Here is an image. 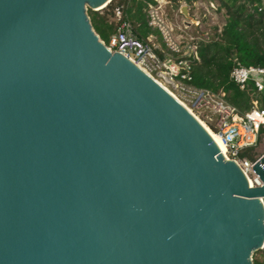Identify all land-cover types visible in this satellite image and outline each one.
<instances>
[{"label":"water","instance_id":"95a60500","mask_svg":"<svg viewBox=\"0 0 264 264\" xmlns=\"http://www.w3.org/2000/svg\"><path fill=\"white\" fill-rule=\"evenodd\" d=\"M111 1L0 0V264H253L264 155L251 186L107 48L88 10Z\"/></svg>","mask_w":264,"mask_h":264},{"label":"built area","instance_id":"2783aa9c","mask_svg":"<svg viewBox=\"0 0 264 264\" xmlns=\"http://www.w3.org/2000/svg\"><path fill=\"white\" fill-rule=\"evenodd\" d=\"M262 10V8H260ZM147 26L158 31L162 44L153 39H142L134 32V24L122 18L117 9V23L113 34L105 45L117 51L151 76L157 83L179 100L201 123L221 137L226 150V160L234 161L248 181L255 178L261 185L253 165L260 157L251 160L247 154L264 139V108L258 98L253 107L241 112L224 99V93H214L193 85V66L199 58L198 39L177 36L161 3H148L144 10ZM230 79L243 90L253 89L254 94L264 93V66H235ZM259 182H258V180Z\"/></svg>","mask_w":264,"mask_h":264},{"label":"trees","instance_id":"16d2710c","mask_svg":"<svg viewBox=\"0 0 264 264\" xmlns=\"http://www.w3.org/2000/svg\"><path fill=\"white\" fill-rule=\"evenodd\" d=\"M188 3L191 0H186ZM218 10H225L227 20L218 39L199 45L200 60L193 66V85L214 93H224V99L241 112L253 107V89L243 90L230 79L231 70L238 65L264 66V8L263 0H217ZM155 0H112L104 9L88 14L93 29L107 43L115 29V11L134 24V32L146 39L148 26L145 8ZM237 55V58H234ZM259 106L264 108V93H259ZM248 155V154H247ZM260 251V250H258ZM256 251V252H258ZM264 255V248L261 249ZM255 252V253H256ZM254 253V254H255ZM253 264L264 260L253 259Z\"/></svg>","mask_w":264,"mask_h":264},{"label":"rangeland","instance_id":"374dc122","mask_svg":"<svg viewBox=\"0 0 264 264\" xmlns=\"http://www.w3.org/2000/svg\"><path fill=\"white\" fill-rule=\"evenodd\" d=\"M163 4L165 3L164 0H160ZM169 1V0H168ZM209 1V0H208ZM206 2L208 7H210V13L207 12L206 9H204L203 7H201V13H200V20H201V26L199 29V32H197V30L194 28L195 25L198 24H194L195 19L192 18L190 20H188L182 13L181 11L178 12V9L181 8V4L183 3V5H187L191 7V17L194 13V6L191 3H186L184 4V1H179V0H170L169 4H166V6H168L167 9L168 13H167V17L170 18L171 21H175V18L178 19V23H181V21L183 20V24H185V21L188 20L190 22L191 25L187 26V28L185 27V31L188 32V34L192 35V37H195L196 39H198L199 45L201 43H206V42H211L212 40H216L218 39V35L220 34L226 20H227V15L225 13V10L221 9L218 10L219 8V4L217 0L213 1V6L210 5L209 2ZM182 2V3H181ZM165 5V4H164ZM166 8V7H165ZM189 8V7H188ZM176 11V15L172 10ZM101 12L105 11V9L100 10ZM199 14V13H198ZM112 21H115V25L117 23V19L112 18ZM182 24V23H181ZM176 29L178 30V32H181V28L178 29L176 27ZM153 31H155L153 29ZM154 42L157 44H162V39L159 36L158 33L154 32ZM252 96L254 98L257 99V97H259V94H252ZM264 155V139L261 138L259 140V143L257 145V147L251 151L250 154H248V157L251 160L256 159L257 157L263 156ZM255 178L256 177H252V180L254 182V186L257 185L255 182ZM256 258L258 260L263 261L264 260V255L262 254V251H258L253 255V259Z\"/></svg>","mask_w":264,"mask_h":264},{"label":"crops","instance_id":"0c3cea01","mask_svg":"<svg viewBox=\"0 0 264 264\" xmlns=\"http://www.w3.org/2000/svg\"><path fill=\"white\" fill-rule=\"evenodd\" d=\"M156 1V3H157V1L159 2V3H161L162 4V6H163V8H164V10H165V12H166V14L168 13V10L167 9H170V8H168V6H166V4H169L170 3V0L168 1V0H164L165 1V5L160 1V0H155ZM179 1H182V0H179ZM184 1V4H186V3H188L186 0H183ZM208 0H191L189 3H191V4H193V6H194V13H193V15H192V18H194L195 19V22H194V24H198V25H195V29L197 30V32L198 33H200L199 32V29H200V26H201V20H200V11H201V7H203L204 9H206L207 10V12H211L210 11V7H208V5H207V2ZM213 1L214 0H209L208 2L210 3V5H214L213 4ZM182 3V2H181ZM181 6H183V3L181 4ZM180 6V7H181ZM166 7V8H165ZM189 8V13L191 14V7L190 6H188ZM261 8H264V0H263V5H262V7ZM172 10V9H171ZM174 13H175V15H176V11L175 10H172ZM179 11H181V8H179L178 9V12ZM199 13V14H198ZM115 18V17H114ZM168 18V20H169V22L171 23V25L173 26V28H174V31H175V34L177 35V36H191L192 37V35H190V34H188V32H186L185 31V27L187 28V26L185 25V24H183L184 22H183V20L181 21V23H178V19H176L175 18V21H171L170 20V18L169 17H167ZM116 19V18H115ZM176 27L178 28V29H180L181 28V32H178V30L176 29ZM202 27V26H201ZM149 28V27H148ZM154 32H156V33H158V31H153V29H151V28H149L148 29V32H147V36H146V38H148V39H153V41H154ZM199 58H200V54H199ZM200 60V59H199ZM252 94H254V93H252ZM258 98V97H257ZM256 99V98H255ZM253 102V101H252ZM259 104V103H258Z\"/></svg>","mask_w":264,"mask_h":264},{"label":"bare ground","instance_id":"6f19581e","mask_svg":"<svg viewBox=\"0 0 264 264\" xmlns=\"http://www.w3.org/2000/svg\"><path fill=\"white\" fill-rule=\"evenodd\" d=\"M98 9H101V7H99ZM201 124L205 127V129L208 131V133L210 134V136L212 137L214 142L219 147L220 151L223 153L226 150V146H225L223 139L221 137H219L217 134H215V132L211 131L206 125H204L203 123H201ZM258 182H259V180H258ZM249 183L251 186H254V182L252 179L249 181Z\"/></svg>","mask_w":264,"mask_h":264}]
</instances>
